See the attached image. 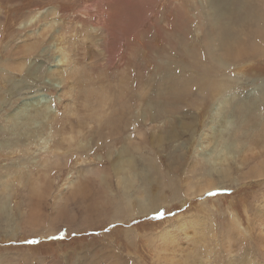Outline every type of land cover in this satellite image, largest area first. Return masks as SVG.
<instances>
[{
  "label": "rangeland",
  "instance_id": "obj_1",
  "mask_svg": "<svg viewBox=\"0 0 264 264\" xmlns=\"http://www.w3.org/2000/svg\"><path fill=\"white\" fill-rule=\"evenodd\" d=\"M208 3L0 0V264H264V0Z\"/></svg>",
  "mask_w": 264,
  "mask_h": 264
},
{
  "label": "bare ground",
  "instance_id": "obj_2",
  "mask_svg": "<svg viewBox=\"0 0 264 264\" xmlns=\"http://www.w3.org/2000/svg\"><path fill=\"white\" fill-rule=\"evenodd\" d=\"M209 2L207 5H209V16H211L213 19H214V21L216 22V19L218 20V19H220V24H221V19H222V15H221V9L219 10V6H218V4H219V1L220 0H205V2ZM226 1H228V0H226ZM225 6H226V4H225ZM205 8V7H204ZM207 9V8H206ZM207 11V12H208ZM186 13V12H185ZM224 13V12H223ZM229 14V13H228ZM220 16H221V18H220ZM33 17L31 16V19H32ZM230 18V17H229ZM209 20V19H208ZM232 21H230V23H231ZM203 24V23H202ZM215 27V26H214ZM208 28V27H207ZM206 28V29H207ZM219 28V27H218ZM221 28V27H220ZM157 29V28H156ZM226 30H228V29H226ZM156 31V30H155ZM225 31V29H224V27L223 28H221V30H219L218 31V34L217 35H219L218 36V39H219V41H220V43L221 44H224V43H226L225 42V40H224V37L226 38V36H231V33H230V31L229 32H224ZM214 32V31H213ZM209 38V37H208ZM210 38H212V37H210ZM233 38V37H232ZM235 40V39H234ZM230 44H233V41L232 40H229V45ZM208 45V44H207ZM237 45H239V44H237ZM231 48V47H230ZM235 48V47H234ZM213 49V48H212ZM218 52V51H217ZM209 53V52H208ZM60 54L62 55V57L64 56L63 55V51L61 52L60 51ZM216 55V54H215ZM61 57V56H60ZM62 57L61 58H59L58 57V60H60V59H62ZM220 62V61H219ZM168 63V62H167ZM223 105H222V107L219 109V108H216V109H214V112H215V114H217V115H223V116H225L224 118H222L223 119V127L222 128H224L221 132H219V131H215V129H212V128H210L207 132H208V134H204V137H203V139L205 140V136L207 137H209V141L210 142H213L214 144H215V150L213 149L212 151H210V152H208V155H207V158H204L205 159V161H218V162H223V160L224 159H226L227 157H229V155L230 156H232V153H235L234 151H236L235 150V148H234V145L233 144H231V143H229V142H231L230 141V139L228 138V133H229V130L227 129V117H226V115H225V112L223 111L224 109H226V104H225V102L224 103H222ZM228 105V104H227ZM41 115V114H40ZM36 115L34 116V117H32L31 115H29V114H27V115H25V116H22V117H19L20 119H21V121H19V122H21V123H19V124H17L16 123V121L18 120L17 118H16V115L14 116V115H11L9 118H8V120H9V122L11 123V130H13V131H16V132H19V131H21L23 128L22 127H25L26 125H28V124H31V123H34V120L36 119ZM219 117H221V116H219ZM228 118H229V116H228ZM232 118H233V115H232ZM229 120V119H228ZM21 125H22V127H21ZM221 129V128H220ZM218 130V129H217ZM206 132V133H207ZM18 134V133H17ZM0 146H2L1 144H0ZM212 146H214V145H212ZM197 152V151H196ZM49 162V161H48ZM131 162H126V161H122V162H120L119 164H116L117 165V167H118V169H117V171H118V173H121L122 172V170L123 169H125V165H126V171H128V169L131 167V164H130ZM212 171L213 170H215L214 169V166H211V167H209ZM115 174H117L116 173V171L114 172ZM130 174V173H129ZM129 178H130V176H129ZM128 178V179H129ZM134 181V180H133ZM66 188L68 189V191H75L77 188H78V175H76L72 180L70 179V180H68L66 183ZM209 184H211L212 185V183H209ZM130 185H131V183L130 182H128V181H124V185H122L121 186V188L123 189L124 188V193H126V191L129 189V187H130ZM36 186V185H35ZM27 190L28 189H30L31 188V190H32V192H31V194H30V196L32 197V199L33 198H37V195H38V191H37V189L36 188H34L32 185H27ZM207 187H208V184H207ZM206 187V188H207ZM29 191V190H28ZM43 191V190H42ZM41 193V192H40ZM67 194V193H66ZM60 197H61V194L59 195ZM29 200H31V199H29ZM6 201V200H5ZM35 201V200H34ZM37 201H38V199H37ZM6 203V202H5ZM31 204V203H30ZM7 205V204H6ZM32 205V204H31ZM4 208H7L5 205H3V206H1V204H0V212L4 209ZM4 211V210H3ZM12 213V212H11ZM5 214H7V213H5ZM1 215V214H0ZM6 220V219H5ZM1 221V220H0Z\"/></svg>",
  "mask_w": 264,
  "mask_h": 264
}]
</instances>
